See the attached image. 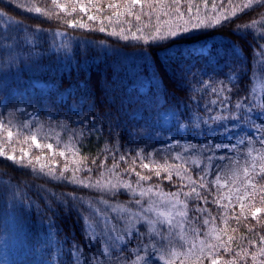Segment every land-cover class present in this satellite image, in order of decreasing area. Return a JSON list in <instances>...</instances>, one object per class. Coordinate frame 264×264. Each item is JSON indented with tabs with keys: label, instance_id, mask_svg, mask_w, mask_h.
<instances>
[{
	"label": "trees",
	"instance_id": "obj_1",
	"mask_svg": "<svg viewBox=\"0 0 264 264\" xmlns=\"http://www.w3.org/2000/svg\"><path fill=\"white\" fill-rule=\"evenodd\" d=\"M99 2L107 4L111 0H99ZM116 2L123 4L125 0H116ZM247 2L248 0H231V2L230 0H207L208 6L205 7V0H191L193 7L189 16L188 0H181L184 20H179L170 6L171 0H165L164 5H159L155 0L149 4L146 0L142 8L137 6L134 9L136 14H140L139 21L134 15L131 17L122 15L118 20H108L106 17L112 15L111 9H105L103 14L98 15L97 21H88L87 17L83 16V22L94 29L88 31L67 27L68 20L75 17L79 21L82 16L78 10L76 13H71L70 0H61L62 4L68 6L70 13L68 16L54 9L50 0H0V12L5 13V17L0 20L12 19L28 30L24 32V35L30 34L31 30L37 28L44 30L41 33L42 40L39 42V47L35 50V56L29 60L27 52L23 53L24 62L11 69L8 83L17 91L27 88L33 81L52 84L53 91L28 94L44 96L46 98L44 104L48 103L49 97L52 100H58L61 94L67 95V104H57V110L69 116V120L66 121L67 131L63 128L48 127L49 124L57 123L50 120L47 115V112L55 111L54 109L46 108V112L41 111L35 116H29V120L35 122V128L31 130V133L27 128L21 130L18 127L20 120L16 119L12 126L11 147L0 142L1 146L9 154H13L14 150L19 156L22 151L27 150L30 155H35L39 150L30 146V140L27 137L29 134L37 135L42 143H46L47 139L51 141L55 136L60 137L59 140L62 138L64 143L69 140L73 132L79 134L83 130L80 144L76 145L80 151L75 156L68 153L66 158H61L58 154L53 157L47 155L45 149L42 162L50 166L54 160L57 171L65 165L70 169L81 165L91 167L95 173L93 176L95 179L101 171H104L99 167L101 162L106 161L107 168L110 169L112 164L119 161V157L123 155L127 159L119 163L117 171L122 173L125 169L135 167L137 172L147 173L148 170H143L139 166L144 160L143 155L140 157L135 155L144 150L153 154L148 162L166 161L169 165L178 166L173 168L171 181H158L154 174L148 181L150 185L158 183L165 192L176 191L181 183H190L187 179L183 181L178 179L177 171L184 174L186 169H190L188 175L198 181L196 173L199 169L196 165H215L218 168L223 165L221 179L218 181L219 188H213L209 193L207 190L199 189L198 183L196 185L201 194L208 198L209 203L201 204L199 200L192 199L189 202L190 215H202L203 218L209 219L210 223L205 227L203 218L199 219L197 224L201 229L199 235L186 223L184 232L186 243L190 246L198 242L195 246L197 253L202 246L201 241L213 245L222 241L230 245L227 253L222 249L216 253L221 257L220 264H226L228 260H234L235 264H264V254L256 255L264 249V243H261V238L264 237V191L260 190L264 188V181L257 185L255 193L247 196L243 201L237 200L236 192V187L239 185L237 177H243L244 167H251L254 157L258 161L260 156L264 155V152L258 154L256 151L260 147L257 143L259 138L264 136V126L261 123L264 120V116L261 115L264 112V77L253 78L251 71L253 54L258 50L259 45L264 43V40L255 39L264 36V7L253 3L251 8L241 11L240 6ZM213 3L218 6L216 9H213ZM35 7L50 10L51 16H41L34 11ZM30 8L33 10L29 11ZM92 11L96 14L95 10ZM220 12L226 15L235 12V17L230 21H222L225 24L224 27L192 30L179 35L174 42L170 43L171 51L168 53H165L164 49L169 47V44L159 48H149L143 41L137 43L131 38L128 41L120 38L122 29L125 34H128L139 28L147 35L157 27L162 30H167L169 27L175 29V25L179 24L182 31L184 27L191 28V24L197 23L198 20L207 21ZM168 20L172 21L171 25L165 23ZM253 20L256 21L254 27H244L250 25ZM188 21L190 23H186ZM101 22L106 29L105 32L98 30ZM16 24L8 26L0 22V32H6L9 36L15 37L20 31ZM238 25L241 26L239 31L236 30ZM113 31L116 35H111ZM56 32L64 33L70 42L67 54L53 47L51 33ZM62 39L65 37L56 36L55 44L59 45ZM207 45L209 47L206 52L194 50ZM233 46L239 53L238 59L233 52ZM166 55L170 58L166 59ZM4 60L6 61L7 57H4ZM177 65L185 69L191 68V72L182 74L177 70ZM230 67L237 68V73H231ZM0 71L8 72V69L3 68ZM193 74L197 81H215L217 87H220V82L223 81L225 89L230 92L233 108L237 101L244 99L249 91L254 89V108L249 112V116L235 128L225 122L227 127L201 124L199 129H194L189 125L184 133L178 132L176 125L184 122L180 119L181 113L190 111L193 116L197 114L203 116L204 105L211 106L210 100L216 99L210 91L201 99H196L202 95L203 90L195 93L190 91L196 87ZM225 74L235 75V79L229 80ZM140 78L149 81L146 92L133 87ZM226 94L229 93L226 92ZM19 101L20 97H16L14 103ZM79 101L83 104L80 115L71 114L72 104H78ZM44 104L39 107L34 106L29 109V112L36 108H43ZM11 107L12 105H9V110ZM90 107L91 114L88 111ZM216 107L218 109L219 105ZM166 109L171 114H175L168 128L161 121V113ZM0 112H3L4 117L8 116L7 111ZM93 123L94 127H92ZM153 129H159V131L153 133ZM257 133H259L258 136ZM250 139L253 140V143L249 145L252 155L247 156L248 148L241 146L245 160H240L239 164H237L241 155L239 149L233 148L231 152H225L222 149H217L216 152L200 151L207 145L215 148L219 144H229L231 148L240 140ZM105 145H107V151ZM189 145H195L197 150L189 149L185 152L184 147ZM177 152L180 153L179 157ZM207 155H211L213 159L207 161L205 159ZM218 155L231 156L233 159L231 162L221 161ZM113 156L116 157V161H113ZM93 160L96 161L95 165L92 164ZM208 170L209 168L205 167V171ZM72 174L71 171L65 173L68 176ZM89 174L86 171L77 173L81 178ZM166 174L161 172V176ZM110 178L112 177L105 172V179ZM125 178L133 181L137 179L135 175ZM42 186L49 193L54 192L57 195L68 193L72 187L48 181L46 177L36 178L30 169L20 168L13 165L6 157H0V253L6 250L12 264H49V262L50 264H76L69 255L73 244L81 246L88 255H91L88 249L93 248L87 243L80 216L71 205L65 206L60 201L52 203V211H46L47 205L41 191ZM20 191L34 202L30 211L26 208L27 215H21L18 211L13 213L14 206L17 209L20 207L18 200ZM83 191L88 192V190ZM248 191L251 193V188H248ZM242 192L243 187H241V194ZM88 195L98 197L100 194L89 192ZM217 197L222 205L227 206L226 208L217 206L214 202ZM126 200L127 196L122 195L116 202L123 204ZM241 202L244 203L243 211L240 208ZM26 204L27 201H25ZM196 206L201 209L206 208L207 212L194 213ZM254 207L261 208L256 219L251 216ZM134 245L135 241L132 243V246ZM128 250L130 251V248ZM93 251H95L94 248ZM140 255L144 256L145 253L141 252ZM254 255H256L255 260H253ZM100 259L103 260V257ZM107 264H116L115 257H109ZM138 264H144V261H139ZM205 264H208L207 260Z\"/></svg>",
	"mask_w": 264,
	"mask_h": 264
},
{
	"label": "snow or ice",
	"instance_id": "obj_2",
	"mask_svg": "<svg viewBox=\"0 0 264 264\" xmlns=\"http://www.w3.org/2000/svg\"><path fill=\"white\" fill-rule=\"evenodd\" d=\"M51 5L54 9H58L59 12L64 13L65 16L70 15L68 6L61 3V0H50ZM146 0H125L123 4H118L116 0H111L110 3L101 4L99 0H70L72 5L71 13H76L79 11L81 20H76L73 17L71 20L67 21V27L69 29L80 28L88 31L92 29L86 22H83V16L87 17L88 21H97L98 15L104 13L105 9H111L112 15L106 17L108 20H118L120 16L131 17L135 16L136 20H140V14H136L134 9L137 6L143 7ZM149 4L153 3V0H147ZM159 5H164L165 0H155ZM231 2V0H230ZM189 7L187 12L189 16L192 12L191 0H188ZM255 3L259 7H264V0H248L240 6L241 11L243 9H249L252 4ZM175 11L177 18L179 20H184V14L181 11V0H171L170 5ZM207 0H205V7H207ZM213 9L218 6L213 3ZM33 9H29L32 11ZM95 10L96 14H93ZM198 10V6H197ZM34 11L41 16L50 17V10L42 9L40 7H35ZM5 17L4 12H0V18ZM235 17V12L230 14H224L223 12L215 15L214 18L203 20H198L197 23L191 24V28L184 27L181 31L180 25L176 24L175 29L169 27L167 30H162L157 27L151 33L145 35L141 29L137 28L135 32H130L128 34L121 30L120 38L128 41L130 38L133 41L143 43L151 47H161L164 44H169V47L164 49L165 53L171 51L170 43L174 42L179 35L189 33L192 30L207 29L209 27H224L225 24L222 21H230ZM0 22L12 26L16 24L10 18H5L0 20ZM165 23L172 24L171 20L165 21ZM190 23V21L186 22ZM256 21L253 20L250 25L244 26L245 28L254 27ZM16 27L20 29L19 33L15 37L9 36L6 32H0V69L7 68L8 72L0 71V107L4 111L8 112V116L4 117L3 112H0V142L11 147L13 143V121L16 119L20 120L18 127L23 130L27 128L29 133L35 128V122L29 120V116H35L36 112H29V109L39 107L44 104L45 97L42 95H29L27 89L23 93L14 90L12 85L8 83V75L11 69L17 64H23L24 57L23 53L27 52V57L31 60L35 56V50L39 47V42L42 40L41 33L44 32L42 28H37L30 31V34L24 35L27 29L23 26L16 24ZM100 32H105L106 29L101 22V26L98 29ZM237 31L241 30V26H237ZM53 35V47L60 49L67 54L70 42L64 33L56 32L51 33ZM111 35H116L113 31ZM56 36H64L65 39L60 41L59 45L55 44ZM257 40H264V36L256 37ZM233 52L237 59L239 58V53L235 51V46H233ZM7 57V60H4ZM147 58V55H145ZM166 59L170 57L165 56ZM253 65L251 67L252 77H264V43L259 45L257 51L253 54ZM227 64V61H225ZM177 70L182 74H187L191 72V68H181L179 65L176 66ZM247 67V65H245ZM230 72L237 73V68L230 67ZM229 80L235 79V75L225 74ZM193 80L196 82V87L190 89L191 92L195 93L197 91L203 90L202 95L196 99H201L204 95H207L210 91L211 95L216 97V99L210 100V105L205 104L202 112L203 116L197 114L193 116L190 111L180 114V119L183 123H178L176 125L178 132L184 133L185 129L191 125L194 129H199L201 124L209 125L215 124L221 127H227L231 124L233 128L240 124L249 116V112L254 108V89L250 90L248 95L237 101L234 108L231 106V97L229 90L225 89L224 82H220V87L216 86L215 81L205 82L203 80H196L195 74H193ZM251 82V81H250ZM235 85H233L234 87ZM19 87V86H18ZM39 84L32 85L33 92L36 89L41 88ZM229 93V94H226ZM71 95V93H69ZM87 95V93H85ZM16 97H20L19 103H14ZM48 103L44 104L45 108L54 109L55 111H49L48 116L50 120L57 121V123L49 124L48 127L51 128H63L65 131L68 129V124L66 121L69 120L68 115H63L59 110H57V104L66 105L67 97L61 94L58 100H52L50 97L47 98ZM9 105H12L9 110ZM217 105L219 108L217 109ZM199 108V104H197ZM247 109V110H246ZM89 113H92V108L88 109ZM71 114L80 115L78 109H70ZM175 114L165 113L166 119H171ZM264 116V112L261 113ZM250 118V117H249ZM86 119V117H85ZM262 126H264V120L261 121ZM95 124L93 123L92 127ZM212 130V129H209ZM159 129H153V133L158 132ZM6 133V138L4 134ZM83 136V130L77 134L73 132L72 140L73 144L71 146V154L75 156L77 152L80 151L76 145L80 144V137ZM42 139V138H41ZM171 139H176V137H171ZM30 146H34L35 149L39 150L37 154L30 155L27 150H24L17 156L13 150V154H9L4 147H0V157H6L8 161H11L13 165L20 168L30 169L31 173L36 177H46L48 181H55L65 185H71V189L66 194L57 195L52 192L49 193L46 188L41 187V191L45 197V203L47 207L46 211H52V203L54 201H60L65 206L71 205V207L77 210L82 229L86 234V240L88 244H91L93 248L88 249L86 254L81 246L75 244L72 245L69 250V255L76 262V264H107L108 258L111 256L115 257L116 264H138L139 261H144V264H220V259L216 253L221 249L227 253L229 251L230 245L224 244L222 241L218 242L216 245L211 243L205 244L201 241V247L199 252H196L195 245H187L186 237L184 235L186 223L191 230L197 235H199L201 229L197 226L199 219L203 218L202 215H190L189 202L192 199H197L201 204L209 203L208 198L203 196L197 188V183L199 189L207 190L211 193L213 188H219L220 185L218 181L221 179V172L224 166L221 165L219 168L215 165H196L199 171L196 173L198 176V181L193 180L191 175H188L190 169H186L184 174L179 171L176 172L178 179L181 181L187 179L190 183H181L177 187L176 191L165 192L157 184H148V181L152 179V174L155 175L158 181L168 180L171 181L173 177V168L178 167L176 165H169L166 161L163 163H155V161H149V157L153 154L150 152H144L141 150L137 152L136 157L143 155L144 160L140 162V168L143 170H148L147 173L137 172L135 167L131 169H125L124 172L117 171L119 163L126 161L125 156H120L119 161L112 164V167L107 168V162H101L99 167L104 169L99 173L95 179L93 176L95 173L91 167H86L81 165L75 169H70L65 165L61 170L57 171V164L53 160L51 165L42 162L44 159V150L46 149L47 155L55 157L57 154L61 158H66V152L69 146L65 145L64 148L60 147L63 142L62 138L58 141L56 147L54 148L53 143H42L38 140L37 135H29ZM253 143V140H240L235 145L230 148L229 144H219L213 148L211 145H207L205 148L200 149V151L205 152H216L217 149H222L225 152H231L233 148L239 149L241 152L240 157L237 160L239 164L240 160H245V155L243 148H248L247 156L252 155V149L249 147ZM260 147L256 149L257 153L264 152V136L259 138L257 142ZM243 146V148H241ZM189 149L193 151L197 150L195 145H189L184 147V151L188 152ZM105 150L107 151V145H105ZM158 155V154H156ZM180 153L177 152L179 157ZM174 159V158H173ZM207 161H211L213 157L207 155L205 157ZM218 159L221 161H232L231 156L218 155ZM113 161H116V157L113 156ZM92 164L95 165L96 161L93 160ZM205 167L209 170L205 171ZM71 171L73 174L71 176L65 175ZM90 173L88 176L81 178L77 173L80 172ZM105 172H107L110 179H105ZM161 172L167 173L165 176H161ZM131 175H135L137 179L135 181L131 180ZM239 180V185L236 187L237 200L243 201L244 198L255 193L257 191V185L264 181V155H261L259 160L253 158L251 167H244L243 177H237ZM241 187H243V192L241 194ZM251 188V193L248 191ZM185 189H190V191H185ZM83 190H88L84 192ZM264 191V188L260 189ZM19 191V189H18ZM89 192H95L100 194L97 196L88 195ZM194 194V195H193ZM122 195L127 196V200L121 204L116 201ZM16 196L14 194V200ZM20 207L17 209L13 207V213L19 212L21 215H27L26 208L30 211L34 206V202L31 201L28 196L24 195L20 191L19 197ZM25 201L27 204L25 205ZM218 207H227L220 203V199L217 197L214 201ZM241 211H243L244 203H240ZM207 212V209H201L199 206L194 208V213ZM261 212L260 207H254L251 211V216L253 219L257 218V214ZM178 218V219H177ZM204 226L206 227L210 221L207 218H203ZM179 230V234H178ZM207 235V233H204ZM219 241V238L217 237ZM133 241L135 245L132 246ZM261 243H264V237L261 238ZM119 246V250L117 248ZM130 248V251L128 250ZM144 252L145 255L141 256L140 253ZM123 253V255H122ZM162 253V254H161ZM264 254V249H261L256 255ZM239 255V253L237 254ZM247 255V253H245ZM256 255L253 256L255 260ZM135 256V259H133ZM103 257V260L100 258ZM226 264H235L234 260H228Z\"/></svg>",
	"mask_w": 264,
	"mask_h": 264
},
{
	"label": "rangeland",
	"instance_id": "obj_3",
	"mask_svg": "<svg viewBox=\"0 0 264 264\" xmlns=\"http://www.w3.org/2000/svg\"><path fill=\"white\" fill-rule=\"evenodd\" d=\"M208 47H209V45H207V46H205V47H198V48H196V49H194V50H196V51H201V52H206L207 49H208ZM34 84H39V85L42 86L41 88L36 89L34 93H39V92H42V93H48L49 91H53V90H54L53 85L50 84V83H45V82H42V81H33V82H31V84L28 85L27 88H25V89H27V92H28V93H32V92H33L32 85H34ZM133 87H136V88L139 89L141 92H146V91L148 90V88H149V81H148L147 79H145V78H140V79L137 81V83H136ZM25 89L21 90L20 92L23 93V92L25 91ZM64 96L67 97V95H64ZM72 109H78V110L80 111V113H81V111H82V109H83L82 101H79L78 104H74V103H73V104H72ZM2 110H4V109H3L2 107H0V111H2ZM34 111L36 112V114H39L41 111H42V112H43V111L46 112V108H45V107H43V108H36ZM165 113L171 114V112H170L169 110L166 109V110H163L162 113H161V121H162V124H163L165 127L168 128V127H170L171 119H166V118H165ZM47 115H48V112H47ZM137 116L139 117V114H137ZM259 133H260V132H259ZM259 133H257V136H258ZM29 135H30V134H29ZM29 135L27 136L28 139H29ZM4 136H6V133L4 134ZM59 138H60V137L55 136L54 139H52L51 141H49V139H47V140H46L47 142H46V141H45V142H46V143H48V142L53 143V146H54V148H55L56 145H57V143H58V141H59ZM38 140H39V139H38ZM72 141H73V140H72V136H71L67 142H64V143H61V144H60V147H61V148H64L65 145H68V146H69L68 151L66 152V155H67L68 153H71V152H72V148H71V146H72V144H71ZM43 143H44V142H43ZM0 147H3V146H1V144H0ZM177 219H178V218H177ZM197 243H198V242H194V245L196 246ZM0 264H12L11 261H10L9 254L7 253L6 250H5V251H2V252L0 253ZM49 264H50V262H49Z\"/></svg>",
	"mask_w": 264,
	"mask_h": 264
}]
</instances>
